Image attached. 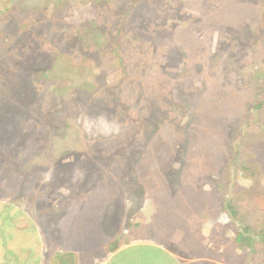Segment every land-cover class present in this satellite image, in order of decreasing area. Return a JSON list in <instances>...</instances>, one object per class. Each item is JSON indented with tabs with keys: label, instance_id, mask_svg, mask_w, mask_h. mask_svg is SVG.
<instances>
[{
	"label": "rangeland",
	"instance_id": "374dc122",
	"mask_svg": "<svg viewBox=\"0 0 264 264\" xmlns=\"http://www.w3.org/2000/svg\"><path fill=\"white\" fill-rule=\"evenodd\" d=\"M262 101L264 0H0V199L70 232L251 264L232 239L264 219Z\"/></svg>",
	"mask_w": 264,
	"mask_h": 264
},
{
	"label": "crops",
	"instance_id": "0c3cea01",
	"mask_svg": "<svg viewBox=\"0 0 264 264\" xmlns=\"http://www.w3.org/2000/svg\"><path fill=\"white\" fill-rule=\"evenodd\" d=\"M52 213V207L37 213L0 199V264H228L185 258L180 250L154 238L126 241L106 230L109 234L102 239L101 228H111L106 222H92L86 235L79 229L70 232L68 219L55 220ZM115 240L123 242L116 246Z\"/></svg>",
	"mask_w": 264,
	"mask_h": 264
},
{
	"label": "trees",
	"instance_id": "16d2710c",
	"mask_svg": "<svg viewBox=\"0 0 264 264\" xmlns=\"http://www.w3.org/2000/svg\"><path fill=\"white\" fill-rule=\"evenodd\" d=\"M96 49H100V47H95ZM262 106H264V102H259L257 104V107L258 108H262ZM206 115H208L207 117L209 118V113H206ZM202 123L201 127H203L198 133H195L194 134V131L191 132L189 138L192 142L191 144V148L189 147V154L192 156V158H196L198 156H202V155H207L210 151H212V154H214V152L216 150V147H217V144L214 145L210 144V146L212 147L210 149V151H208L207 153V149L209 147L208 143L205 141V138L208 136V138H217L218 135L215 134V131L214 129H211V126H209L208 128L206 127V125L204 126V124L206 123L204 120H201L200 121ZM173 133H172V136L174 137V141L177 145H175L174 147V152L171 153L173 155V157L175 156V154L179 151V144L178 141L186 136L185 135H181V133L179 132L180 130L175 127L174 125L172 126L171 128ZM192 131V130H191ZM175 133V134H174ZM197 134V136H196ZM196 137V138H195ZM208 139V140H209ZM195 140H197L199 143H203V149L200 151L199 149H197L195 145ZM216 143H217V140H216ZM186 186H183L182 189H185ZM183 192H185V190H182ZM199 193H206V191H199L197 192V196H195L196 198V201L194 204H205V200L207 199V197H199L198 194ZM207 194V193H206ZM184 199H186L184 197ZM196 204V205H197ZM213 204V202L211 203V205ZM225 209L227 210V212H229V215L235 219L237 218L238 216V210L237 208L234 206L233 202L228 200V202H226V207ZM124 240H129L130 238L128 236H124L123 237ZM115 245L116 246H119L120 244H122L123 241H119V240H115ZM232 243L236 246L237 249L239 250H243V251H247V252H250L253 257H254V260L251 264H264V219L261 221V223L259 224V227H258V232H255V231H252V228L250 225H242L233 235V239H232Z\"/></svg>",
	"mask_w": 264,
	"mask_h": 264
}]
</instances>
